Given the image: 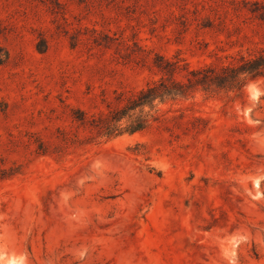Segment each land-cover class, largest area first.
Instances as JSON below:
<instances>
[{"label":"rangeland","instance_id":"rangeland-1","mask_svg":"<svg viewBox=\"0 0 264 264\" xmlns=\"http://www.w3.org/2000/svg\"><path fill=\"white\" fill-rule=\"evenodd\" d=\"M235 1L0 0V264H264V77L133 134L75 119L158 78L155 52L264 47V0Z\"/></svg>","mask_w":264,"mask_h":264},{"label":"trees","instance_id":"trees-1","mask_svg":"<svg viewBox=\"0 0 264 264\" xmlns=\"http://www.w3.org/2000/svg\"><path fill=\"white\" fill-rule=\"evenodd\" d=\"M240 2L239 0L234 2L236 8ZM255 4L264 6L260 1ZM248 10L257 18L264 20L263 10L254 8ZM106 37L111 41L103 42L97 39L96 42L110 48L117 38L109 35ZM117 45L118 51L121 47L126 50L130 47L124 39ZM140 59L145 65L146 56ZM150 69L158 78L149 80L145 86L129 93H117V104H108L107 111L88 115L86 111L77 108L75 112L78 116H75V119L96 136L109 139L125 133L140 132L151 127L153 122L168 120L164 117L165 113H159L158 106L180 98H188L198 90L242 95L250 81L264 77V47L247 55L239 53L238 57L228 63H206L198 67H192L180 53L169 57L155 52Z\"/></svg>","mask_w":264,"mask_h":264}]
</instances>
